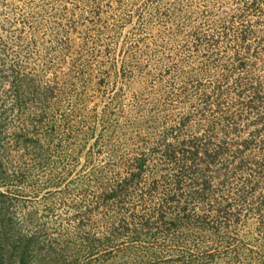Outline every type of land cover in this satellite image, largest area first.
Returning <instances> with one entry per match:
<instances>
[{"label":"rangeland","instance_id":"rangeland-1","mask_svg":"<svg viewBox=\"0 0 264 264\" xmlns=\"http://www.w3.org/2000/svg\"><path fill=\"white\" fill-rule=\"evenodd\" d=\"M0 264H264V0H0Z\"/></svg>","mask_w":264,"mask_h":264},{"label":"trees","instance_id":"trees-1","mask_svg":"<svg viewBox=\"0 0 264 264\" xmlns=\"http://www.w3.org/2000/svg\"><path fill=\"white\" fill-rule=\"evenodd\" d=\"M254 6H255V5H254ZM242 34H243V33L240 34V38H239L240 40H243L244 38H246L245 35L243 36ZM255 96H256V97H255V102L257 101V103H258V102L261 100V97L259 96V93H258V95H255ZM251 110H253V107L251 108ZM192 145H193V143H192ZM195 147H196V146H195ZM195 149L197 150L198 148L196 147ZM206 149H207V147L204 148V151H205V152H207ZM208 156H209V155H207V157H208Z\"/></svg>","mask_w":264,"mask_h":264}]
</instances>
